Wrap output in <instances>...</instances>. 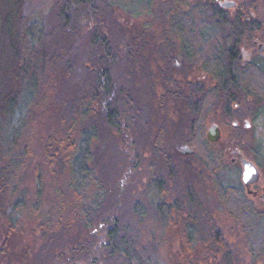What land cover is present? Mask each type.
I'll use <instances>...</instances> for the list:
<instances>
[{
	"label": "trees",
	"instance_id": "obj_1",
	"mask_svg": "<svg viewBox=\"0 0 264 264\" xmlns=\"http://www.w3.org/2000/svg\"><path fill=\"white\" fill-rule=\"evenodd\" d=\"M48 1L52 8L46 17L40 12L34 14L29 0H0V264L25 208V189H19V174L32 149L28 142H21L24 130L38 113L59 135L58 147L52 153L46 150L49 170L59 174L70 171V201L78 202L66 218L61 216L53 223L46 219L42 236L48 242L34 253L36 264H55L59 260L74 264L64 252L80 248L90 262L91 252L99 254L102 264L158 262L156 236L141 244L134 227L146 214L161 219L168 231L179 228L176 236L181 238L186 254L196 257V250L203 246L209 257L204 258V264H242L216 220V216L231 215L237 235L243 236L248 246V264H258V258L264 255V205H255L243 187L222 181L219 170L224 165L214 153H207L204 159L194 151L187 156L180 153L179 146L199 140L193 138L196 135L190 130L189 134L185 132L188 125L169 123L165 116L161 122L158 109L151 102H144L147 92L143 83L148 80L152 87V76L142 64L140 53L118 48L121 44L138 43L134 38L125 41V36L117 41L118 31L125 28L114 19L109 27L103 19L110 10L123 6L135 11L142 1L147 12L154 15L155 0ZM194 9L201 14V20H194ZM180 11L178 8L168 20V34L179 38L181 46L187 48L182 55H197L196 48L183 40L188 36L184 25L187 19L191 36L206 41L220 37L217 50L206 52L201 64L218 78L214 92L217 96L228 103L234 95L239 97L242 82L251 77L247 73L237 74V50L241 36L252 30L251 25L231 18H210V14H223L214 0H195L189 12L183 13L186 20ZM82 16L94 22L99 20L83 36L79 33ZM82 49L84 54H80ZM261 75L259 93L264 103V74ZM165 95L168 100L158 102L166 109L169 100L186 97L180 89L172 93L168 89ZM116 133L131 137L136 155L146 147L152 158L161 160L159 165L165 167L162 172H153L147 183L148 190L142 195L146 205L143 200L134 204L126 192H119L118 165H113ZM174 158L180 163L176 164ZM255 158H262L264 167V153ZM203 160L205 166L201 170L197 162L202 164ZM122 163L127 166L126 161ZM35 174L41 178L38 171ZM90 188L96 194L88 201ZM73 232L75 238L82 240L71 242ZM101 232L106 235L103 240L97 235ZM191 263L197 264L194 260Z\"/></svg>",
	"mask_w": 264,
	"mask_h": 264
},
{
	"label": "rangeland",
	"instance_id": "obj_2",
	"mask_svg": "<svg viewBox=\"0 0 264 264\" xmlns=\"http://www.w3.org/2000/svg\"><path fill=\"white\" fill-rule=\"evenodd\" d=\"M119 1L125 3L128 0ZM194 2L195 0H155L154 15H151L147 12L146 3L142 1L139 9L135 11H131L129 8L126 10L123 6L119 9H114L115 11L110 10L103 19L109 27H112L110 23L114 19L121 23L122 28H125V30L118 31L117 41L121 39L120 37L125 36L127 37L125 41L131 42L130 39L134 38L138 43L136 45H126L127 47L121 44L118 48H122L124 51L130 49L140 53L143 60L142 64L147 66V72L152 76L153 82L151 84L156 89H152L153 85L150 87V84L147 83L148 80L143 83L144 92H147L146 96H144V102H151V106L158 109L156 112L160 114L161 122L165 116L169 123L173 121L181 125H188L185 128V132L189 134L188 131L190 130L196 135L195 137L192 135V137L199 140H189L181 146V149H184L186 145V147L198 154V158L203 157V159L207 153H214L215 157H218L217 159L224 165L219 170V176L222 181L225 184L243 187L245 194L255 205L263 206L264 199L260 195L264 194V167L261 166L262 158L258 160L255 158L256 154L259 156L264 153V103L261 101L262 96L259 93L262 75L253 71L254 74L250 73L251 78L247 80L248 82L242 80V91L235 103H233L234 101L226 103L223 97L213 93V89L211 91V88L216 85L213 80L214 77L202 67L201 59L206 52L217 50L221 38H209L206 41L200 37L196 38L195 35L191 36L192 31L188 27V19L186 20L183 13L188 11L190 5ZM29 3V9L34 14L40 12L42 15H47L46 17L50 16L52 8L50 1L29 0ZM252 4L244 5L243 8L248 12L253 10L256 13V6ZM237 7H227L225 9L232 14L238 11ZM178 8L186 20L184 25L188 30L186 32L188 36H185L186 38L183 40H187V43L189 41L194 47L193 49L196 48L197 55H179L180 39L168 34V20H171L172 13L176 12ZM258 9L260 10L258 14L264 16V0L260 3ZM192 14L194 20L202 19L201 14L199 15L195 9ZM86 16L79 17L81 19V25L79 26L81 36L85 35L88 29L99 23L98 19H95L96 22H94L93 19H87ZM33 17L35 20L37 19L35 16ZM255 24L253 23V25ZM250 25L251 27L253 26L252 24ZM259 29L260 31L258 32L252 27V30H247L241 36L243 48L251 49L253 46L251 42L257 37V34H260V39L264 41V21L260 23ZM81 53L84 54V49L80 50ZM86 54H89V52ZM244 60H246V57H244ZM158 68H160V72ZM156 72H158V75L155 74ZM193 84H202L204 91L194 92L192 90ZM168 89L171 90V93L180 89L186 96L185 100L183 98L174 102L169 100V106L166 109V106L160 104L158 100L166 102L165 94ZM225 103L226 107L224 106ZM235 120L240 122V126L237 128L233 124ZM212 124H217L221 132L220 138L216 142H210L207 139V132ZM52 138L54 139L50 140ZM58 138L59 135L55 127L47 124L41 113H38L24 130L21 144L24 145L28 142L32 149V155L28 158V163L21 169L19 174V189H25L26 203H24L25 208L18 220V229L10 235L7 254L3 256L2 264H36L34 262L36 261L34 253L38 252L42 243L48 242L42 236L46 219L50 218L53 223V221L60 219L61 216L66 218L69 210L78 202V199L74 200L75 203L70 201L71 194H73V187L70 184V171L59 174L50 171L48 167L46 150L52 153L54 147H58ZM130 138V136L127 137V135L124 136L119 133L115 135V160L113 165H116V167L118 165L116 182L119 192H126L131 197L132 203L135 204V202L143 200L144 205H146L147 201L143 199L142 195L143 192L148 190L147 183L154 175L153 172H162L165 167L163 164L159 165L161 160L158 161V158H152L153 156L146 147L142 146V150L140 149L139 154L136 155L131 147ZM126 153L131 156V160L127 158ZM180 153L185 156L189 155L184 154L182 150H180ZM122 156H125V158ZM241 156L252 160L258 166L260 171L259 180L250 187L252 190H258V196L248 193L247 188L241 181ZM123 161H126L125 165L127 166H124ZM173 161L176 164L180 163L175 158ZM151 164H154V166H151ZM165 165L167 164L165 163ZM197 165L200 166L201 170H204L205 161L203 160L202 164L197 162ZM126 167L128 169H125ZM37 171L41 177L40 179L35 174ZM198 187L202 189L203 185H198ZM95 194V189L92 190L90 188L87 190V200H91ZM64 203L65 207H63ZM28 207L32 209L31 213L28 212ZM33 211H36V213ZM218 212L224 213L222 211H217L216 213ZM216 220L223 228V234L231 245L230 248L234 249L237 259L242 261V264H248L251 259L248 246L243 236L237 235L238 230L233 226L235 221L231 219V215L228 218L224 215L222 217L216 216ZM42 223L43 228L40 226ZM134 227L137 229L138 240L141 244L152 241L156 236V242H158L156 259L158 262L153 260L150 264H192L193 260L197 264H204V258L207 257L209 259L203 246L198 247L196 250V257L195 254L194 256L186 254L183 251L181 238L176 236L179 228H174L172 232L168 231L161 219L155 220L153 214L144 215ZM90 228L93 230L92 226ZM72 235L73 237L69 238V240H72L71 242L82 240L75 238L74 232ZM97 235L102 240L106 236L104 232ZM63 237L67 238L66 235H63ZM80 249L70 253L65 250L66 259H72L74 264H102L98 253H90V257L93 259L90 262L91 260L85 258V251ZM47 256L48 252L45 253V258ZM258 259V264H264V255ZM55 264H67V261L59 260Z\"/></svg>",
	"mask_w": 264,
	"mask_h": 264
},
{
	"label": "flooded vegetation",
	"instance_id": "obj_3",
	"mask_svg": "<svg viewBox=\"0 0 264 264\" xmlns=\"http://www.w3.org/2000/svg\"><path fill=\"white\" fill-rule=\"evenodd\" d=\"M223 1H233V2H235V4L233 6H231V7L238 6L236 8L238 11L230 14L225 9L227 7H223L221 5V2H223ZM262 1L263 0H214V2L218 6V8H220V10L223 12V14L222 15H220V14H215V15L214 14H210V18H216V19H219V18H231L232 20L240 21L241 23H247L249 25H250V23L252 25H253V23H256L252 27L255 28V30L259 32L260 31V29H259L260 23L264 21V16L258 14V11H260L258 9V6H260V3ZM249 3H251V4L253 3L254 6H256V10H257L256 13L253 12V10L251 12H248L247 10H245L243 8L244 5H248ZM259 36H260V34H257V37H255L252 40L251 45H253V46L251 47V49L243 48L244 47L243 46V39L242 38L240 39V45H239L238 50H237L238 51V55L237 56L240 59L239 60L240 64L238 65V68H237V70H238L237 74L247 73V74L250 75V73H253V71H254V73L258 72L260 75H261V73L264 74V41L262 39H260ZM180 48H179V55H181L183 53V50L187 49V48L185 49L184 46H181ZM178 57H180V56H178ZM244 57H246V60H244ZM204 69L207 72L211 73L210 70H208L206 68H204ZM212 76L214 77L213 80L215 81V84H216V85L213 86V88H211V91L213 89V93H214L215 92V88L217 87L218 78L215 77L213 74H212ZM193 86L194 87L192 88V90L194 92H202V91H204L203 90L204 87H202L203 86L202 84H200V85L193 84ZM237 99H238V97H235V95H234V98H232L230 100L234 101L233 103H235V101ZM200 100H201V98H200ZM226 103L224 104V106L226 105ZM233 124H234V126L236 128L240 126V122L237 121V120H235ZM179 150H182L181 146H179ZM254 184H252L251 186H253ZM250 187L247 188L248 193H250L253 196H258L259 195L258 190H252ZM260 196H261L262 199H264V194L260 195Z\"/></svg>",
	"mask_w": 264,
	"mask_h": 264
},
{
	"label": "water",
	"instance_id": "obj_4",
	"mask_svg": "<svg viewBox=\"0 0 264 264\" xmlns=\"http://www.w3.org/2000/svg\"><path fill=\"white\" fill-rule=\"evenodd\" d=\"M235 4L233 1H223L221 5L223 7H231ZM248 126V124H246ZM220 128L217 124H212L207 132V139L210 142H216L220 138ZM184 154H191L193 152L192 149H189L185 146L182 149ZM241 166H242V174H241V181L246 188H249L252 184L256 183L260 177V171L258 166L250 159L241 157ZM250 192V191H249Z\"/></svg>",
	"mask_w": 264,
	"mask_h": 264
}]
</instances>
